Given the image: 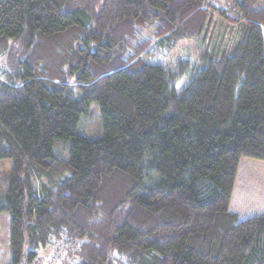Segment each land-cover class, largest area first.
Instances as JSON below:
<instances>
[{"label": "trees", "instance_id": "1", "mask_svg": "<svg viewBox=\"0 0 264 264\" xmlns=\"http://www.w3.org/2000/svg\"><path fill=\"white\" fill-rule=\"evenodd\" d=\"M257 1L0 0L9 264L54 244L59 264H264V214L231 211L241 160L264 162ZM194 40L178 93L191 61L158 56Z\"/></svg>", "mask_w": 264, "mask_h": 264}, {"label": "rangeland", "instance_id": "2", "mask_svg": "<svg viewBox=\"0 0 264 264\" xmlns=\"http://www.w3.org/2000/svg\"><path fill=\"white\" fill-rule=\"evenodd\" d=\"M226 0H220L225 4ZM228 4H226L227 6ZM256 7L264 6V0H258ZM222 29V27H221ZM218 28V32H219ZM224 31V30H223ZM221 32V31H220ZM201 49L199 41L181 42L169 58L158 56V59L165 65L173 64L178 60L191 61L192 70L178 85L177 92L181 93L189 84L190 78L196 74L200 68L199 60ZM102 119L97 104H93L90 109V116L82 118L78 125V133L87 137H100L102 135ZM12 169V161L0 162V205L7 188V182ZM233 194L231 211L238 214L240 219L250 218L255 215L264 214V162L244 158L241 160L239 172ZM9 226L10 216L8 213L0 212V264H9ZM62 251L57 244L51 245L39 251L40 264H59L62 258Z\"/></svg>", "mask_w": 264, "mask_h": 264}, {"label": "crops", "instance_id": "3", "mask_svg": "<svg viewBox=\"0 0 264 264\" xmlns=\"http://www.w3.org/2000/svg\"><path fill=\"white\" fill-rule=\"evenodd\" d=\"M235 190V189H234ZM234 193H235V191H234ZM234 196V195H233ZM231 203H232V201H231Z\"/></svg>", "mask_w": 264, "mask_h": 264}]
</instances>
